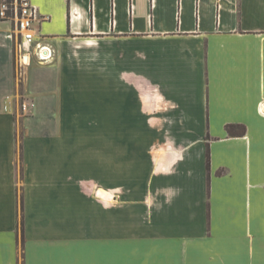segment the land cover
<instances>
[{
    "label": "crops",
    "instance_id": "crops-1",
    "mask_svg": "<svg viewBox=\"0 0 264 264\" xmlns=\"http://www.w3.org/2000/svg\"><path fill=\"white\" fill-rule=\"evenodd\" d=\"M31 1L34 45L51 59L34 47L19 67L12 23L0 20V264H21L19 194L25 264H264V0ZM90 40L112 43L111 73L71 54ZM124 42L135 44L128 72L142 78L147 126L201 131L160 132L135 212L120 200ZM89 118L81 187L73 129ZM232 123L246 134H229Z\"/></svg>",
    "mask_w": 264,
    "mask_h": 264
},
{
    "label": "rangeland",
    "instance_id": "rangeland-1",
    "mask_svg": "<svg viewBox=\"0 0 264 264\" xmlns=\"http://www.w3.org/2000/svg\"><path fill=\"white\" fill-rule=\"evenodd\" d=\"M9 23H11L10 20ZM11 26L14 29V25L11 24ZM90 41L73 44L70 47L71 54L81 56V61L89 70H102L111 73L112 43L103 42L99 44L94 40ZM120 49V200L121 210L124 205H127L124 204V201L130 200L132 203L129 206L135 212L136 205L134 202L142 201L144 185L149 183L150 170L155 163L154 157H157L154 153L153 156L150 155V145H152L151 150L157 148L154 142H158L157 138L160 136V132L162 131L163 137L168 139L172 136L198 138L201 131L200 129H154L147 126L143 115L142 78L134 72H128L131 66L129 67L127 58L130 56V61H134L135 44L124 42V49H122V45ZM17 72L20 92L23 85L22 70L17 69ZM20 100V102L23 101V99ZM96 123L95 120L89 118L86 128L73 129V135L78 134L80 141L78 169L81 176V187L86 186L87 173H91L93 170L87 158L91 151V145L96 144L97 128L91 125ZM125 207L127 209V206Z\"/></svg>",
    "mask_w": 264,
    "mask_h": 264
},
{
    "label": "built area",
    "instance_id": "built-area-1",
    "mask_svg": "<svg viewBox=\"0 0 264 264\" xmlns=\"http://www.w3.org/2000/svg\"><path fill=\"white\" fill-rule=\"evenodd\" d=\"M39 10L31 0H0V20L11 21L13 36L19 48V67L30 64L29 52L35 47L39 60L47 61L53 57V50L35 41V22ZM26 107V104H23Z\"/></svg>",
    "mask_w": 264,
    "mask_h": 264
},
{
    "label": "trees",
    "instance_id": "trees-1",
    "mask_svg": "<svg viewBox=\"0 0 264 264\" xmlns=\"http://www.w3.org/2000/svg\"><path fill=\"white\" fill-rule=\"evenodd\" d=\"M227 131L231 135H245L246 134V126L243 124H228L226 127ZM19 160H20V176L23 174V167H22V143L19 141ZM207 167L210 168V158H209V149L207 150ZM23 195L19 194V209H20V219H19V244L21 246V257L22 261L21 264L24 263V248H25V228H24V214H23Z\"/></svg>",
    "mask_w": 264,
    "mask_h": 264
},
{
    "label": "bare ground",
    "instance_id": "bare-ground-1",
    "mask_svg": "<svg viewBox=\"0 0 264 264\" xmlns=\"http://www.w3.org/2000/svg\"><path fill=\"white\" fill-rule=\"evenodd\" d=\"M101 193H103V192H101Z\"/></svg>",
    "mask_w": 264,
    "mask_h": 264
}]
</instances>
